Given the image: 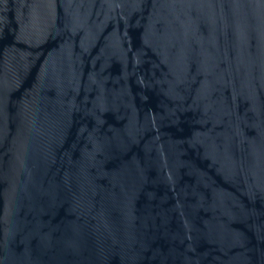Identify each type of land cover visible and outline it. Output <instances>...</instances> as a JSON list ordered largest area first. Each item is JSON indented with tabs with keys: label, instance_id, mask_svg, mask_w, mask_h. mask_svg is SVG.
<instances>
[{
	"label": "water",
	"instance_id": "water-1",
	"mask_svg": "<svg viewBox=\"0 0 264 264\" xmlns=\"http://www.w3.org/2000/svg\"><path fill=\"white\" fill-rule=\"evenodd\" d=\"M0 264H264V0H0Z\"/></svg>",
	"mask_w": 264,
	"mask_h": 264
}]
</instances>
